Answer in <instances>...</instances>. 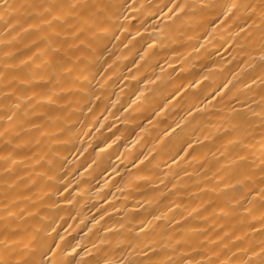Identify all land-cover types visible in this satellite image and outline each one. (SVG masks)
Returning <instances> with one entry per match:
<instances>
[{"label": "snow or ice", "instance_id": "1", "mask_svg": "<svg viewBox=\"0 0 264 264\" xmlns=\"http://www.w3.org/2000/svg\"><path fill=\"white\" fill-rule=\"evenodd\" d=\"M161 17L168 31L154 23L149 32V22ZM0 25V35L11 37L0 39V45L12 49L3 57L13 61L0 70V264H264V0H0ZM182 29L193 32L188 40L199 45L194 47L198 59L205 51L200 78L173 88L150 116L163 122L170 109L186 106L187 117L195 119L213 101L222 104L226 98L229 104L242 105L221 108V122L210 126L216 131L204 135L203 141L179 138L178 130L186 127L183 117L166 123L158 137L163 145L166 138L177 136L170 149L172 164L191 163L204 141L218 142L211 160L200 162L204 179L196 181L194 192H186L189 199H207L190 211H181V204L170 201L167 212L153 217L165 220L168 213L177 212L179 219H167V230L149 228L151 220L140 221V235L154 232L159 239L149 238L142 246L129 241L127 255L120 260L97 259L87 247L77 252L80 245L66 242L57 229L63 219L61 206L66 209L79 202L80 182L70 191L75 177H68L73 172L83 176L79 167L87 170L97 163L94 158L71 171L65 168V151H87L80 137L90 133L76 130L77 124L86 126L79 116L86 111L94 126L100 123L96 113L102 104L108 110L103 103L108 100L107 86L121 78L120 57L114 51L117 42L125 50L139 44L142 61L149 49L163 45L172 30ZM221 50L229 55L235 50L240 59L226 60ZM233 61L237 69L228 70ZM132 64L137 66L138 61L133 59ZM214 74L223 79L213 80ZM244 75L247 80L241 89L237 85ZM257 81L262 90L259 100L255 95L241 100V95L253 92ZM116 140L104 143L110 148ZM151 152L138 158L139 164H152L156 157L149 160ZM165 166L171 170V164ZM185 175L191 174L185 171ZM172 189L179 193L177 183ZM193 216L201 226L189 225ZM97 224L93 218V228ZM253 236L260 239L253 241ZM108 244L99 240L101 246Z\"/></svg>", "mask_w": 264, "mask_h": 264}, {"label": "bare ground", "instance_id": "2", "mask_svg": "<svg viewBox=\"0 0 264 264\" xmlns=\"http://www.w3.org/2000/svg\"><path fill=\"white\" fill-rule=\"evenodd\" d=\"M162 20L163 17L150 21L148 31H153L151 26L155 23L167 32V22L161 23ZM0 30H2V25H0ZM192 35V31L172 30L163 45L149 49L142 61L137 55L138 49L140 54H144V50L139 44L125 50L122 44L116 43L114 51L120 57L121 78L114 79L107 86L105 94L108 96V100L103 103L108 105V110L104 111L102 104L101 110L96 113L100 123L106 126L100 127V123L92 126L90 122L93 117L88 116L85 111L84 115L79 116V120L86 126L82 127L81 124H77L76 130L90 133L89 135L82 134L80 137L84 141L83 148H86L87 151L81 154L73 149L71 152L65 151L64 153L68 160V164L65 166L68 171L77 168L84 161L90 163L94 158L97 160L92 168L87 170L83 167L78 168V172L83 173V176L73 172L68 177L70 180L75 177L70 191L75 189L77 182H80L79 202L66 209L62 205L59 212L63 219L58 220L60 227L57 231L65 237L66 242L72 243L73 246L80 245L77 252H81L83 248L87 247L97 254V259L107 256L109 259L120 260L122 254L127 255L126 245L129 241L142 246L149 238L159 239L154 232L149 233L148 236L140 235V221L151 220L152 225H149V228L157 226V231L161 227L167 230V219L172 216L179 219L177 212L168 213L165 220L157 221L153 217L167 212L170 201L181 204V211H190L192 207H196L197 202L207 199V197L199 196L189 199L186 192H194L196 181L204 179L203 174H199L200 162L203 158L211 160V153L215 151L218 142L215 139L204 141L203 145L197 149V159L191 163L172 164L169 159L172 154L170 149L176 145L177 136H173L170 140L166 138L163 145L158 142V137L162 135L166 123H170L172 120L181 121L183 117L184 120L181 122L186 124V127L178 130L179 138L195 140L199 137L203 141L204 135H211L216 131L210 126L221 122V108L240 109L242 105L237 101H232L229 104L226 98L222 104L213 101L195 119L187 117L186 106H181L179 110L170 109L163 122L150 116L152 109L160 104L164 96L173 88L181 83L188 84L190 81L200 78V63L205 62V51L201 50V57L198 59L194 47H199V45L194 40H188V37ZM0 39L9 40L11 37L0 35ZM121 39L123 40L124 37ZM136 39L139 40V37ZM124 43H127V40ZM211 47L212 45L208 46L209 50ZM11 50L0 45V70H3L4 63H13V61H6L3 57L5 51ZM174 53L179 56V59L173 55ZM221 55L226 60H231L232 56L237 57V60L240 59L239 53L235 50L231 55L221 50ZM133 59L138 61L137 66H133ZM208 66L211 67V65ZM237 67L236 61H233L228 70L235 71ZM244 68L247 74L251 75V70L247 68V65H244ZM128 69H131V73L128 72ZM228 70L224 75H227ZM125 76L127 79L123 78ZM157 76L160 79L157 80ZM212 79L218 82L223 79V76L214 74ZM147 80L154 81V83H145ZM244 80H247V75L241 77L242 82L237 85L238 88L243 89ZM248 83L251 81L249 80ZM204 87H207L206 83ZM261 91L259 81H257L253 92L244 93L240 99L244 100L255 95L258 101ZM133 100L136 101L135 104L132 103ZM113 104H115L114 107ZM201 107L203 108L204 105ZM255 111L259 112L260 109L256 107ZM104 117L107 119L105 120ZM149 120L152 122L149 123ZM116 137L119 139L116 140ZM112 140H116V143L112 144L110 148L106 147L104 141L111 144ZM76 147H81L79 142L76 143ZM153 148L156 149V152H151ZM150 152L149 160L152 159V156L156 157L152 164H148L147 161L144 164H139L138 158L142 159L143 155ZM157 152L160 154L157 155ZM166 163L171 164V170L165 166ZM35 170L38 172L39 168ZM185 171L191 175L186 176ZM177 176L180 177L179 181L176 179ZM161 180L164 181L163 184H160ZM173 183H177L179 193L172 189ZM105 212L108 215H105ZM55 214L53 213V215ZM101 216L104 219L101 220ZM93 218L99 220V224L94 228L92 226ZM102 225L109 228L111 232L106 234L101 228ZM189 225L192 227L201 226L195 216L189 221ZM90 228L92 231H89ZM100 239H105L109 244L107 246L99 245ZM250 239L258 241L260 237L253 236ZM24 242L27 243V240ZM94 244L97 245L96 248H93ZM133 256L137 259L140 258L136 251L133 252Z\"/></svg>", "mask_w": 264, "mask_h": 264}]
</instances>
